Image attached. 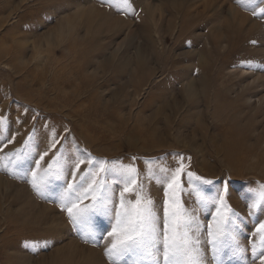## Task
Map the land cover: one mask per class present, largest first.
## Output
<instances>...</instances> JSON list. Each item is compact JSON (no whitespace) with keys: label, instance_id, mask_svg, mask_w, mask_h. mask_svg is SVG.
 <instances>
[{"label":"rangeland","instance_id":"374dc122","mask_svg":"<svg viewBox=\"0 0 264 264\" xmlns=\"http://www.w3.org/2000/svg\"><path fill=\"white\" fill-rule=\"evenodd\" d=\"M261 9L264 0H0V264H133L105 254L121 193L126 207L151 200L161 230L166 201L194 215L205 264H261L264 208L250 214L264 185ZM163 103L176 111L150 121ZM101 182L111 211L74 224L67 209L90 205L85 191ZM69 184L83 185L71 201ZM233 212L243 251L213 261Z\"/></svg>","mask_w":264,"mask_h":264},{"label":"snow or ice","instance_id":"6c2138e0","mask_svg":"<svg viewBox=\"0 0 264 264\" xmlns=\"http://www.w3.org/2000/svg\"><path fill=\"white\" fill-rule=\"evenodd\" d=\"M124 2L127 3V0H124ZM254 2L255 0H249V3ZM261 13L264 14V9H261ZM4 122V118L0 116V126ZM25 143L28 144V141H25ZM55 146V144L52 145V147ZM45 155H47V152L41 155L40 159L43 160ZM57 163L59 164L60 161L57 160ZM37 165H39V161H37ZM48 167L51 169L52 164H49ZM193 175L192 173H188L190 177ZM54 176L56 179H59V169ZM80 179L87 182L85 176H81ZM196 179L199 180L201 178L196 177ZM203 183L211 185L213 181L205 180ZM171 186L170 183L169 187ZM79 187H83V185ZM79 187L74 184L68 185L67 199L69 201H71L72 194L79 191ZM260 188L262 191L258 197L253 199L250 205V214L253 209L264 208V185H261ZM88 191L93 192V202L90 205L81 208L78 204L73 203L67 209L69 218L74 224L78 222L84 223L92 215L107 216L111 211L108 207L110 203L109 189L103 182H101L99 187L89 184L85 195ZM125 191H129V189L125 188ZM206 200L202 202H206ZM129 203L131 204V201ZM147 205V207L143 206L138 196L136 203L132 207H126L123 193H121V208L123 211H116V223L112 231L108 233L109 236L115 238L110 248L106 249L105 254L117 257H124L126 255L138 257L137 260L133 261V264H205L203 253L198 247L199 240L197 239L193 242L189 235V233H194L200 228V224L197 222L195 216L189 214L186 210L176 211L175 208L170 213L166 201L163 217L164 226L163 230H161L159 227L160 217L152 207V201H147ZM231 217H235V219ZM231 217L218 226L215 238L211 241L213 261L218 259L221 251L229 253L231 257H237L243 251L235 243L236 237L234 235L239 230V224L236 223V220H239V216L233 212L231 213ZM256 231L264 234V222L259 224ZM208 234L209 236L214 235L211 225L208 226ZM161 236L163 237L162 241ZM256 253L257 249L253 248L254 257L258 258L261 264H264V243L261 245L258 257Z\"/></svg>","mask_w":264,"mask_h":264},{"label":"bare ground","instance_id":"6f19581e","mask_svg":"<svg viewBox=\"0 0 264 264\" xmlns=\"http://www.w3.org/2000/svg\"><path fill=\"white\" fill-rule=\"evenodd\" d=\"M213 4L214 0H208V3H211ZM247 19V17H244ZM246 19H240V23H238V25H242V22H245ZM221 36V35H220ZM221 39V37H219ZM167 103V102H165ZM165 103H163L162 105H160L159 107H157V109L152 113V119L150 121H155L157 118H159V116H161V114L163 112H165L166 110H170V112H174L176 111V108H177V104L175 103H171V104H167V105H164ZM171 115V114H170ZM169 116V115H168ZM170 117V116H169ZM170 119L171 118H168L166 117L165 120H164V130L163 132H167L168 131V127L167 125H170ZM69 249H71V247H69ZM79 249V248H78Z\"/></svg>","mask_w":264,"mask_h":264}]
</instances>
